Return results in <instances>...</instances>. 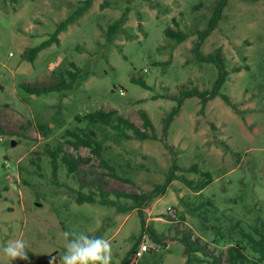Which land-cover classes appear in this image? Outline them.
I'll use <instances>...</instances> for the list:
<instances>
[{"label": "rangeland", "instance_id": "1", "mask_svg": "<svg viewBox=\"0 0 264 264\" xmlns=\"http://www.w3.org/2000/svg\"><path fill=\"white\" fill-rule=\"evenodd\" d=\"M82 1L0 0V124L7 133L0 137V245L23 238L29 257L10 262L0 253V264H59L69 230L109 240L111 264L129 263L141 243L150 251L133 264H185V247L175 240L183 235L226 264L227 248L239 239L231 226L249 234L264 228V0H228L200 47L202 55L219 49L229 73L220 92L228 103L215 97L202 108L198 98L185 99L166 129L180 92L209 90L216 78L215 67L198 62L193 48L217 0H96L59 34L58 45L27 62L28 50ZM123 14L106 43L108 25ZM167 29L188 38L177 44L165 37ZM71 63L81 72L72 89L37 96L22 89L58 83ZM97 110L116 111L139 128L144 111L158 140H123L99 126L100 156L73 148L69 132L85 128L75 118ZM38 125L49 128L45 137ZM57 148L83 160L76 173L59 160L53 176L48 152ZM173 163L183 171L173 172L165 193L144 204L141 216L117 209L131 200L114 193H150ZM202 173L210 183L192 191L185 181L205 180ZM89 192L94 204H76L78 193ZM101 192L118 206L100 205Z\"/></svg>", "mask_w": 264, "mask_h": 264}, {"label": "trees", "instance_id": "2", "mask_svg": "<svg viewBox=\"0 0 264 264\" xmlns=\"http://www.w3.org/2000/svg\"><path fill=\"white\" fill-rule=\"evenodd\" d=\"M10 3H16L17 0H6ZM96 0H83L80 5L63 21L59 23L55 32L48 37V39L41 42L39 45L28 50L26 59L27 62L32 63L37 57L38 53L49 46L56 44L58 45L59 39L58 36L62 32H64L68 26L76 23L84 14L88 12L92 3ZM228 0H217L215 6L212 10L211 16L208 21L207 28L198 32V39L193 48V53L198 62L212 64L216 69V78L209 90L199 91L196 88H189L187 90H183L180 92L179 96L175 98V102L177 106L173 109L169 118L164 120L165 129L167 127V121L176 115L179 111V108L182 102L185 99L196 97L199 99L201 107L204 108L206 103L215 97H220L226 104L228 103V99L226 95L221 94V89L227 78L229 73L226 69V64L223 58L220 56V51L217 49L213 54L202 55L200 53V47L207 37L211 35V33L217 28L218 22L222 17V12L227 6ZM102 3L100 5L101 8H104ZM125 15L123 14L120 18L113 21L110 25H108L107 30L105 32L104 38L106 43H111L114 39L115 34L120 29V27L124 23ZM164 35L167 39L174 41L177 44L184 42L188 35L185 32H182L179 29H167L164 32ZM73 70H68L62 76L60 81L56 84L47 86V87H35V86H22V89L30 95H42L49 93H61L63 91H67L72 89L75 86V83L79 79L80 69L75 66L73 63L70 64ZM237 72H239L237 70ZM131 82L140 85L144 88L147 86L141 80L131 79ZM140 119L142 121V128L137 127L131 121L127 120L118 115L116 111L104 112L102 110H97L92 113H88L82 117H76L75 121L77 123H85V128L81 132H69L71 136L70 145L78 149L79 147L88 148L94 155L100 156L101 151V143L95 139L94 130L99 127L111 128L112 131L115 132V135L118 138L123 140H137V141H156L158 140L157 134L155 132V128L153 127L149 117L144 111L139 112ZM38 132L41 136L45 137L47 135L48 127L43 125L37 126ZM81 130V129H78ZM7 135L3 126L0 124V137ZM169 151L171 150L168 145L165 146ZM51 159L50 164L52 166V174L54 177L57 175L58 170V161L66 166L67 172L69 174H74L77 171L78 162H83L81 158H73V156H69L64 154L61 151V148H57L55 150L48 152ZM61 154V155H60ZM112 169L110 166H108ZM176 170H182V168L178 167L176 164L170 168L169 176H167L165 182L162 185H157L155 188L148 194H122V193H114L116 199L119 198H127L131 200V205L127 208L125 207H117V202L110 200L109 195L107 193H100L101 199L98 203L102 206L107 207H117L119 211H133L137 210L139 216H141V208L144 204L152 201L159 195H163L170 183V179L173 175V172ZM189 170L196 171V167H190ZM205 180H199L194 185L192 182L185 181V184L195 192H200L204 190L207 185L210 183V174L202 173L201 174ZM75 202L78 205L82 204H94L95 194L93 192H89L88 194L78 193L75 198ZM142 225L144 226V222L142 220ZM231 231L239 236V239L233 245H230L226 250L225 255V263L226 264H264V228L262 229H253V234L246 233L242 230L238 224H234L231 226ZM238 231V232H237ZM180 241L185 247V255L186 262L185 264L190 263H209V264H222L221 258L213 255L210 252H206L205 248L201 247L197 241L191 240L189 237L181 236L177 239ZM133 253V252H132ZM124 264H128V261H124Z\"/></svg>", "mask_w": 264, "mask_h": 264}, {"label": "clouds", "instance_id": "3", "mask_svg": "<svg viewBox=\"0 0 264 264\" xmlns=\"http://www.w3.org/2000/svg\"><path fill=\"white\" fill-rule=\"evenodd\" d=\"M63 239L65 251L59 264H111L112 246L109 240L74 230L64 232ZM27 248L23 238L10 239L0 245V253L10 262L28 261Z\"/></svg>", "mask_w": 264, "mask_h": 264}, {"label": "built area", "instance_id": "4", "mask_svg": "<svg viewBox=\"0 0 264 264\" xmlns=\"http://www.w3.org/2000/svg\"><path fill=\"white\" fill-rule=\"evenodd\" d=\"M167 211H168V213H173L170 208H167ZM171 218L173 219L172 221L177 222V218H176V216H174V214ZM149 251L150 250H149L148 246L146 245V243H141L140 247L135 249L133 251V253L131 254V260L128 264H133L137 259L142 257V255L144 253L149 252Z\"/></svg>", "mask_w": 264, "mask_h": 264}, {"label": "water", "instance_id": "5", "mask_svg": "<svg viewBox=\"0 0 264 264\" xmlns=\"http://www.w3.org/2000/svg\"><path fill=\"white\" fill-rule=\"evenodd\" d=\"M11 145H14L13 143H11Z\"/></svg>", "mask_w": 264, "mask_h": 264}]
</instances>
